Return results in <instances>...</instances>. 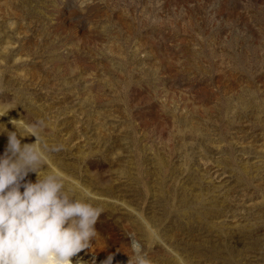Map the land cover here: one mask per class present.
<instances>
[{
	"label": "rangeland",
	"instance_id": "1",
	"mask_svg": "<svg viewBox=\"0 0 264 264\" xmlns=\"http://www.w3.org/2000/svg\"><path fill=\"white\" fill-rule=\"evenodd\" d=\"M0 112L104 209L78 256L264 264V0H0Z\"/></svg>",
	"mask_w": 264,
	"mask_h": 264
},
{
	"label": "clouds",
	"instance_id": "2",
	"mask_svg": "<svg viewBox=\"0 0 264 264\" xmlns=\"http://www.w3.org/2000/svg\"><path fill=\"white\" fill-rule=\"evenodd\" d=\"M41 125L29 126L36 129L28 134L36 137L35 143L22 144L25 135L9 133L0 156V264H87L78 254L98 236L104 209L77 196L59 174L41 177L47 152L59 151L42 143ZM29 173L37 174L36 182L26 181ZM129 238L128 264H153L144 245ZM112 262L109 255L102 264Z\"/></svg>",
	"mask_w": 264,
	"mask_h": 264
},
{
	"label": "bare ground",
	"instance_id": "3",
	"mask_svg": "<svg viewBox=\"0 0 264 264\" xmlns=\"http://www.w3.org/2000/svg\"><path fill=\"white\" fill-rule=\"evenodd\" d=\"M78 257L83 258V260L86 261L87 264H97V263L93 260V258H89L88 256H81V254H80ZM73 259H74V261H75L76 258L74 257Z\"/></svg>",
	"mask_w": 264,
	"mask_h": 264
}]
</instances>
